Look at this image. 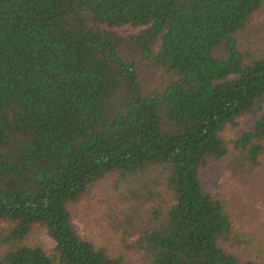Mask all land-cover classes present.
<instances>
[{"label": "trees", "instance_id": "trees-1", "mask_svg": "<svg viewBox=\"0 0 264 264\" xmlns=\"http://www.w3.org/2000/svg\"><path fill=\"white\" fill-rule=\"evenodd\" d=\"M223 158L264 179V0H0V264H256L202 182Z\"/></svg>", "mask_w": 264, "mask_h": 264}, {"label": "rangeland", "instance_id": "rangeland-1", "mask_svg": "<svg viewBox=\"0 0 264 264\" xmlns=\"http://www.w3.org/2000/svg\"><path fill=\"white\" fill-rule=\"evenodd\" d=\"M132 30L130 27L119 28V31L123 33ZM252 121L253 117H241L238 120L239 125L232 130V134L242 128H247ZM227 161V158H223L217 162H208L203 166L200 172L203 185L210 187L216 194L225 198L235 223V229L243 235L247 243L244 244V249L255 254L256 264H264V179L262 181L256 179L252 183L241 182L231 175L227 168ZM101 192L106 195L104 191L95 189L88 201L80 203V206L76 207L77 213L74 218L79 231L92 238L98 245L104 244L109 239L105 235L109 228L97 224L101 219V207L106 204L102 200L108 196L102 195ZM31 237L37 240L46 251L51 250L53 241L43 229L35 227ZM110 241L116 242L113 238ZM138 260V255L129 254L125 264H138Z\"/></svg>", "mask_w": 264, "mask_h": 264}]
</instances>
